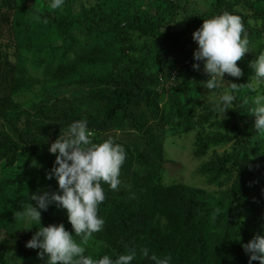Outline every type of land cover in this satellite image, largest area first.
<instances>
[{
	"label": "trees",
	"instance_id": "16d2710c",
	"mask_svg": "<svg viewBox=\"0 0 264 264\" xmlns=\"http://www.w3.org/2000/svg\"><path fill=\"white\" fill-rule=\"evenodd\" d=\"M191 2L64 0L53 10L50 0H0V264H45L40 249L25 247L39 226L14 236L13 221L25 223L29 193L60 191L46 178L48 147L80 119L94 142L111 137L126 153L117 189L101 182L104 225L86 255L135 249L131 264H153L147 248L170 264H248L241 245L264 235V135L249 112L264 94L249 67L264 52V0ZM223 12L240 17L250 49L236 61L239 77L208 90L192 32ZM231 83L236 100L221 117L213 103ZM167 131L193 132V157L212 150L196 172L216 191L164 182ZM61 223L74 234L65 209L41 211L42 226Z\"/></svg>",
	"mask_w": 264,
	"mask_h": 264
},
{
	"label": "clouds",
	"instance_id": "9594fccd",
	"mask_svg": "<svg viewBox=\"0 0 264 264\" xmlns=\"http://www.w3.org/2000/svg\"><path fill=\"white\" fill-rule=\"evenodd\" d=\"M63 4L64 0H50L49 6L55 10ZM192 39L197 45L193 51V59L202 62L203 71L209 76L203 81L206 89L219 90L221 82L225 81V74L231 77L241 75L236 61L250 48L239 16L223 12L203 19L202 24L192 32ZM192 67L199 69L200 64L193 63ZM249 67L255 74L257 84H264V52L258 54L249 63ZM236 92L237 84L231 83L230 88L214 101L212 111L223 117L226 109H230V105L236 100ZM252 103L254 106L249 112L255 116L254 127L258 133L264 135V94L255 96ZM92 135L86 119L71 122L48 147L55 160L46 178L54 177L60 191L29 193L27 203L21 206L25 223L39 226L25 242V247L40 249L37 255L46 257L45 264H131L135 257V249L121 253L115 259L107 254L99 259L85 254L90 238L101 231L104 225L103 217L98 215V205L105 199L101 182L106 183L112 190L117 189L120 184V167L126 155L123 146L115 143L111 137L94 142ZM211 152L209 150L206 154L209 153L210 156ZM206 154L194 158H201ZM165 159L167 161L166 157ZM203 161L192 171L194 177L189 176L186 182L175 179L172 181L216 191L218 188L215 183L209 185L203 178L199 179L201 174L196 170ZM31 163L36 165L35 160ZM29 201H34L35 206ZM53 203L66 210L74 234H70L62 223L41 225V211L47 210ZM74 237H79V241ZM241 246L248 255V264H252L254 260L264 264V235H257ZM140 251L153 264H170V256L158 257L155 253L149 254L147 248Z\"/></svg>",
	"mask_w": 264,
	"mask_h": 264
},
{
	"label": "rangeland",
	"instance_id": "374dc122",
	"mask_svg": "<svg viewBox=\"0 0 264 264\" xmlns=\"http://www.w3.org/2000/svg\"><path fill=\"white\" fill-rule=\"evenodd\" d=\"M191 3L197 5V8L204 6L207 0H190ZM243 2V0H239ZM238 2V3H239ZM30 4L31 1L26 2ZM246 14H249V10H245ZM33 71V70H32ZM258 84H254L257 86ZM255 88V87H254ZM193 132H179L171 133L167 131L164 137L163 149L165 157L167 158L166 165L163 168L162 176L165 183L173 182L172 179L186 182L189 176L194 177L192 171L200 163V161L209 158V153L201 158H194L191 154L190 147H192ZM218 151H223L222 148H216ZM22 221H13L12 233L17 236L25 227Z\"/></svg>",
	"mask_w": 264,
	"mask_h": 264
}]
</instances>
